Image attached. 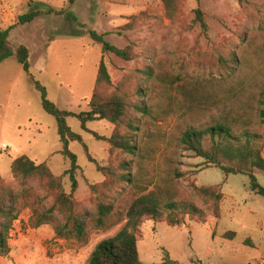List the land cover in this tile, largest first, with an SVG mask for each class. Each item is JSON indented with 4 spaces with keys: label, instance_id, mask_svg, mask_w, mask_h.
Masks as SVG:
<instances>
[{
    "label": "rangeland",
    "instance_id": "rangeland-1",
    "mask_svg": "<svg viewBox=\"0 0 264 264\" xmlns=\"http://www.w3.org/2000/svg\"><path fill=\"white\" fill-rule=\"evenodd\" d=\"M118 1L79 0L76 11L81 21L76 23L69 20L72 12L63 0H55L52 6L46 0H0V30L14 26L9 37L12 49H29L31 74L59 109L88 110L97 69L105 55L112 75V84L105 91L119 93L128 102L126 122L133 128L122 127L121 131L137 146L135 156L113 151L92 134L109 138L113 125L89 123L87 132L77 119L68 118V125L82 136L94 160H89L82 144H70L80 167L73 192L69 177L64 176L70 161L60 154L56 120L44 111L40 93L16 57L3 62L0 177L9 189L17 191L21 186L11 174L16 158L27 156L47 164L61 177L63 191L72 196L76 210L89 221V231L84 240L59 238L54 224L38 225L37 211L41 214L54 196L39 181H30L27 187L42 202L34 200L23 207L10 231V253L0 257V264H87L95 247L124 227L131 201L150 191L164 198L176 191L178 202L195 203L206 220L188 214L183 225L171 227L167 216L160 220L145 217L137 233L144 264H264V198L251 190L248 176L225 175L180 145L188 128H204L220 117H228L240 127L250 124L264 136V126L256 117L264 88V0H174L172 17L162 0L139 1L148 6L138 15H134L135 0H122L128 5L109 4ZM51 7L64 15L45 13L30 24L19 25L21 15L35 9L47 12ZM197 10L203 12L206 28L197 21ZM124 16H131L130 22L121 27ZM109 28H118L111 33L117 36H107L106 41L131 48L133 61L103 54L102 45L89 35L90 31L103 34ZM70 32L80 34L76 44L68 43L65 34ZM149 69L156 70L157 78H149ZM198 91L207 99L193 102ZM138 106H146L147 112ZM123 163L130 165L133 183H125L119 176L127 173ZM98 166L112 170L115 176H105ZM253 174L264 187V173L255 169ZM195 186L221 188L219 218L214 216L213 201L199 196ZM99 203L112 204L114 210L108 226L96 230L90 220ZM227 232H236V238L224 239ZM253 241L258 247H252Z\"/></svg>",
    "mask_w": 264,
    "mask_h": 264
},
{
    "label": "trees",
    "instance_id": "trees-1",
    "mask_svg": "<svg viewBox=\"0 0 264 264\" xmlns=\"http://www.w3.org/2000/svg\"><path fill=\"white\" fill-rule=\"evenodd\" d=\"M241 2L243 0H240ZM68 10H71L77 0H67ZM167 15H170L174 0H162ZM64 15V11L50 9L43 12L40 9L32 10L19 17V25H26L34 22L42 15ZM197 21L206 28L203 12L197 10ZM69 20L76 21L73 15L68 16ZM14 29L0 30V65L11 57L15 56L18 63L23 67L31 79L35 89L41 95V103L44 111L52 116L58 127V134L62 149L60 154L70 161V168L65 171L64 176H68L72 191L75 192L78 186L76 180L77 171L80 169L77 156L70 150V144L79 142L84 146L85 153L89 160V150L84 143L81 135L72 131L68 125V118L77 119L84 131L89 132L87 124L106 121L114 126L111 137L103 138L96 133H92L98 140H104L111 150H121L131 156L136 155L137 146L133 139L121 131L122 127L133 128L132 124H127V115L129 105L125 98L119 93H106L105 87L112 84V75L105 60L102 57L98 66L97 78L93 87L92 96L88 102V110L79 113L69 112L59 109L48 99L47 90L31 74V65L29 62L30 51L25 46L12 49L9 37ZM92 40L102 45L103 54L110 53L121 61H133L134 55L129 47L120 48L108 43L105 39L106 34H98L90 31ZM147 74L150 79L157 78L156 70L149 69ZM193 102L200 99H207L201 91ZM138 110L147 112V107L138 106ZM256 117L259 124L264 126V88L262 89L257 101ZM180 145L184 151L193 152L197 157L205 159L208 164L214 165L225 173V175H245L250 179L251 190L264 198V187H262L254 170H260L264 173V136L258 131L253 130L250 124L240 127L236 121L228 117H220L209 126L204 128L190 127L181 136ZM123 172L119 175L123 182L133 183V176L129 164H122ZM98 171L105 176H115L112 170L98 166ZM11 174L18 180L21 189L14 191L9 189L3 179L0 177V257H5L10 253L9 235L12 226L24 206L36 201L42 202V198L33 194V189L28 188L30 181H39L43 187L53 193L54 200L49 206L44 205L41 214H39L38 225L54 224V230L59 238H74L77 240L86 239L89 231V221L84 215L76 210L75 202L71 195H66L63 191L61 177H56L52 170L45 163H36L27 156L16 158L11 165ZM181 177V174H177ZM23 187V188H22ZM219 187H194L195 192L201 196L213 201L214 216L219 218L221 211L219 203L223 199V194ZM177 192L169 193L167 198L159 193L150 191L139 194L134 198L127 208L124 227L112 238L99 243L92 252L87 264H144L140 258L138 250L137 233L145 217L153 220H160L166 217V222L171 227L184 224V217L191 215L197 217L201 222H205L206 216L203 210L198 208L195 203L190 201L178 202ZM114 210L112 204L99 203L93 218L90 220L91 227L96 230L105 229L108 226L109 219ZM179 214H182L180 217ZM236 232H227L224 239L234 240ZM247 245V244H246ZM253 247V246H252Z\"/></svg>",
    "mask_w": 264,
    "mask_h": 264
},
{
    "label": "crops",
    "instance_id": "crops-1",
    "mask_svg": "<svg viewBox=\"0 0 264 264\" xmlns=\"http://www.w3.org/2000/svg\"><path fill=\"white\" fill-rule=\"evenodd\" d=\"M54 1L55 0H46V2H47V5H51L52 6V4L54 3ZM78 1L79 0H77V2L75 3V5L72 7V9H71V12H72V15H73V17H75L77 20L76 21H74V22H76V23H80V21L81 20H79V16H78V13H77V11H76V5L78 4ZM91 1H94V0H91ZM139 1H141V0H135L134 2H133V5L134 6H136L137 7V9H136V13L134 14V15H138V14H140V13H143V12H145L146 10H147V4H145V3H141V2H139ZM63 2H64V5H65V2L67 3V0H63ZM42 3V2H41ZM86 3H88V2H86ZM93 3V2H92ZM34 4V3H33ZM33 4H30V8L31 7H33L32 5ZM43 4V3H42ZM109 4H111V5H113V4H121V5H128L129 3H126V2H124V1H118V2H116V3H113V2H109ZM36 5V4H35ZM87 5V4H86ZM93 4L90 6L91 7V9L93 8ZM51 8H53L54 9V7H51ZM90 9V8H89ZM91 13L92 12H90L89 13V19H92L91 17H93L92 15H91ZM88 16V15H87ZM133 16V15H132ZM128 17H131V16H127V17H125L124 16V20H123V24H122V26L121 27H125V26H127L128 24H129V19H128ZM83 24L85 25V23L83 22ZM87 26V25H86ZM89 28H91V27H88V30H90ZM120 28V27H119ZM92 29V28H91ZM118 28H109V29H106V30H104L103 31V34H106V37L107 36H117V35H114V34H111L113 31H115V30H117ZM65 35H67L66 37H67V39H69L68 40V43H75L76 44V42L75 41H77V40H79V36H80V34H78V33H76V32H70V33H68V34H65ZM105 37V38H106ZM97 72H98V69H97ZM96 78H97V73H96V77H95V81H96ZM95 81H94V83H95ZM253 243H254V248H256V247H258V245L257 244H255V241H253Z\"/></svg>",
    "mask_w": 264,
    "mask_h": 264
},
{
    "label": "built area",
    "instance_id": "built-area-1",
    "mask_svg": "<svg viewBox=\"0 0 264 264\" xmlns=\"http://www.w3.org/2000/svg\"><path fill=\"white\" fill-rule=\"evenodd\" d=\"M3 149L6 150V149H8V147L7 146H4Z\"/></svg>",
    "mask_w": 264,
    "mask_h": 264
}]
</instances>
